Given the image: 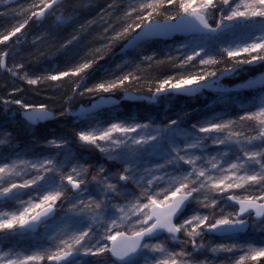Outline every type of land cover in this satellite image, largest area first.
Masks as SVG:
<instances>
[{
    "label": "snow or ice",
    "instance_id": "snow-or-ice-1",
    "mask_svg": "<svg viewBox=\"0 0 264 264\" xmlns=\"http://www.w3.org/2000/svg\"><path fill=\"white\" fill-rule=\"evenodd\" d=\"M78 7L75 0H0V68L33 86L63 88V78H71L69 103L92 94L87 107L58 115H72L81 146L104 158L82 162L63 136L34 135L32 148L41 151L29 154L0 131V264H251L264 257V241L243 239L264 233V0H109L93 18L102 24L98 47L86 44ZM50 17L57 27L79 24L60 45L65 54L76 43L88 54L44 74H30L23 62L9 65L10 52L25 41L22 30ZM120 40L115 70L89 84L94 66ZM161 42L166 50L158 55ZM129 51L138 55L128 59ZM153 65L167 71L143 77L144 95L136 72ZM254 67L260 75L246 77ZM225 78L240 82L229 86ZM257 85L249 101L240 100ZM21 90L0 96L4 113L17 105L30 126L57 115L47 103L12 95ZM206 90L221 108L206 106L190 123L187 113L164 122L105 113L118 105L117 91L121 99L158 103ZM234 103L236 114L229 111ZM38 237L42 242L25 246ZM7 241L15 243L5 248Z\"/></svg>",
    "mask_w": 264,
    "mask_h": 264
},
{
    "label": "trees",
    "instance_id": "trees-1",
    "mask_svg": "<svg viewBox=\"0 0 264 264\" xmlns=\"http://www.w3.org/2000/svg\"><path fill=\"white\" fill-rule=\"evenodd\" d=\"M30 0H20V3L26 4ZM77 4L82 3L83 7H78L76 9L77 19L84 22L86 25L85 33H87L86 44L91 47H98L103 42V30L102 24L99 19H93L97 15L98 6L106 5L109 0H75ZM0 23H4L3 19H0ZM79 28V24L75 25H62L57 27L55 20L49 18L43 25H32L26 27L22 31H26L27 35L25 41L21 45L15 46L17 51L15 53L10 52L7 58L9 65L13 63L23 62L25 68L29 73L44 74L54 70H63L68 66L69 60H72L76 53L81 55H87L84 51L85 43H76L72 47V52L65 54V50L60 47V45L66 39H69L73 32ZM82 40L84 39V34L81 35ZM124 41H116L111 47L105 52L104 59L99 61V64L94 66L96 71L94 75L88 81L89 84L94 83L97 79L102 76L109 74L111 71L115 70V65L119 63L122 59L121 56H116V53L122 47ZM170 43V42H168ZM4 45H0V49H3ZM158 55L163 54L166 50V43L161 42L155 45ZM144 49L142 51H147ZM138 55L137 52L131 51L128 53V59L135 58ZM113 59V60H112ZM112 60V61H111ZM102 66V67H101ZM104 69H108L109 73H106ZM15 70V69H14ZM127 71H133L134 65L129 66ZM22 71V70H21ZM167 71L166 68L160 65H153L150 68H141L140 71L136 72L137 75L142 76V81L139 85L140 91L147 95L146 85L143 81V77H150L155 80L157 77H161ZM261 73V69L258 67L251 68L244 75L248 78L253 76L258 77ZM66 83L63 88L52 87V82H42L38 86L28 85L26 82L15 79L11 74L7 73L3 68H0V96H5L11 94V88L17 86L21 91H18L12 95L17 97H22L27 102L31 103H47L49 105V110L55 112L57 115L65 107L70 106L72 110H77L80 106H88L92 100L93 96L89 93H84L83 95H76L71 102L66 99V94L70 91L71 78H63ZM240 81L236 78H225V83L232 86L233 83H239ZM47 83L49 86L45 87L44 84ZM135 83V82H134ZM257 89H251L247 91H242L240 95V100L245 101L248 97L254 96ZM130 92H136L135 89L129 88ZM124 93L122 91H117L116 96L120 97ZM140 94V93H138ZM215 99V93L204 92L203 94H198L194 97H180L174 96L171 98L161 99L158 103H144L139 102L135 105H130L129 103L122 104L120 108H125L128 110H133V106L143 107V110L147 112H153L155 109H174L178 112H186L190 114H202L207 110L206 106H210ZM17 106V105H16ZM117 108L111 109L116 110ZM109 110H106L107 113ZM12 110L4 113L3 108L0 106V131L6 130L11 134H27L29 133L30 127L25 124L18 117H11ZM59 120H56L52 124L44 126L45 128H52L62 133H66L71 140L76 143L77 138L75 132L78 128V123L74 122V117L65 114L63 116L58 115ZM207 237V236H206ZM205 237V238H206ZM251 264H264V258L258 261L251 262Z\"/></svg>",
    "mask_w": 264,
    "mask_h": 264
},
{
    "label": "rangeland",
    "instance_id": "rangeland-1",
    "mask_svg": "<svg viewBox=\"0 0 264 264\" xmlns=\"http://www.w3.org/2000/svg\"><path fill=\"white\" fill-rule=\"evenodd\" d=\"M252 97L253 96L248 97L245 100V102L249 101ZM210 106L213 107V108H216L218 110L221 108V105L218 104V103L217 104H213L212 103ZM206 111H208V108H207ZM229 111L232 114L238 113L240 111L239 104H235V103L232 104V106L229 108ZM167 112L168 113L164 117L159 116V113L150 115V114H147V113H145V114L144 113H130V112H125V111L124 112H121V111L111 112V113H106V114L109 115V116L110 115H116V116H119L121 118L134 117V118L139 119L141 121H143L145 119H153V120H156L158 122H164L168 117H173L174 118L178 114H183V112L182 113L181 112L180 113L170 112V111H167ZM184 113H186V112H184ZM204 114L205 113H202V114H200V113L199 114L187 113V116L184 117V119H185L186 123H190V122L202 117ZM78 127H79V123H78ZM34 135L36 137H39L41 139V141H42V139L44 137H50V136H63V137H66V138L71 140V138L66 133L56 132L54 130H48L46 132H34L31 135V138L28 141L19 140L16 136H14V135H12V136L15 137L16 143L21 148H24V147L28 146L29 154H31L32 151H35V152L41 151V147L40 146L32 148V145L35 143V141L33 140V136ZM0 138H2V137H0ZM72 148L74 149V153L79 155L82 158V162L85 161V160L86 161H91L94 164L96 162H104V158H103V155L101 153H99L97 150H95L93 148H84V147H82L78 140L76 141V145L73 144V142H72ZM105 163H110V162H105ZM0 210H4V209H0ZM42 233H43V230L41 229V234ZM204 239L206 241H208L209 243L214 242V238H212V237H206ZM243 239L252 241V242L256 243L257 246H259L260 243L262 241H264V233L260 232L259 230H256L255 232H249L246 236L243 237ZM36 242H42V241L38 237L37 241H27V242H25V246H31L33 243H36ZM9 243H15V241L4 242L3 247L7 248ZM99 258L100 257H86V259H99ZM103 258L104 259H108V257H106V256H104ZM261 258H264V257H261ZM261 258H259V259H261Z\"/></svg>",
    "mask_w": 264,
    "mask_h": 264
},
{
    "label": "bare ground",
    "instance_id": "bare-ground-1",
    "mask_svg": "<svg viewBox=\"0 0 264 264\" xmlns=\"http://www.w3.org/2000/svg\"><path fill=\"white\" fill-rule=\"evenodd\" d=\"M129 52H131V51H129ZM128 52V53H129ZM122 54H118L117 55V53H116V56H121ZM113 60V59H112ZM111 60V61H112ZM124 95V94H123ZM123 95L122 96H120V97H117L116 96V98L121 102L120 104H118V106H116L115 108H117L118 107V109H116V110H111V109H105V111L106 110H109L107 113H111V112H118V111H121V112H130V113H147V114H150V115H153V114H157V113H159V116H161V117H164V116H166V114L168 113L167 111H170V112H177V113H180V112H178V111H176V110H174V109H169V108H164V109H159V108H157V109H155L153 112H147V111H145V110H143V107H137V106H133V110H128V109H125V108H120V106L122 105V104H125V103H129L130 105H135L136 103H139V102H144V103H151V102H147V101H144V100H135V101H129V100H126V101H123L124 99H121V97H123ZM133 95L135 96V95H138V93H135V92H133ZM180 97H189V96H180ZM154 104V103H153ZM1 108H2V106H1ZM9 110H12L13 112H11V117H18V118H20V120H22L25 124H27L29 127H30V130H29V133H27V134H11V135H14V136H16L19 140H23V141H28L30 138H31V135L34 133V132H46V131H48V130H54V129H52V128H45L44 126H46V125H48V124H52V123H54L56 120H59V116L58 115H55L54 116V121H52V122H48V123H37V124H35V125H29L28 124V122L22 117V110L19 108V106H16V105H9ZM51 111V110H50ZM51 112H53V111H51ZM53 113H55V112H53ZM69 116V115H68ZM54 131H56V132H59V131H57V130H54ZM73 142V141H72ZM73 144H75L76 145V143H74L73 142Z\"/></svg>",
    "mask_w": 264,
    "mask_h": 264
},
{
    "label": "water",
    "instance_id": "water-1",
    "mask_svg": "<svg viewBox=\"0 0 264 264\" xmlns=\"http://www.w3.org/2000/svg\"><path fill=\"white\" fill-rule=\"evenodd\" d=\"M177 38H181V37H177ZM118 54H121V52H120V50L117 52V55ZM206 91H210V90H206ZM179 96H191V95H179ZM195 96V95H194ZM126 100H129V101H135V100H138V99H128V98H125L123 101H126ZM144 101H147V100H144ZM122 102V101H121ZM120 101H119V103L118 104H120L121 103ZM147 102H149V101H147ZM152 103V102H151ZM116 106H118V105H116ZM115 106V107H116ZM81 107V106H80ZM80 107L76 110V111H78L79 109H80ZM87 107V106H86ZM76 111H74V112H76ZM69 116H72V115H69ZM22 117L24 118V116L22 115ZM73 117V116H72ZM25 119V118H24ZM52 121H54V116H52V117H49L47 120H44V121H41L40 123H48V122H52Z\"/></svg>",
    "mask_w": 264,
    "mask_h": 264
}]
</instances>
